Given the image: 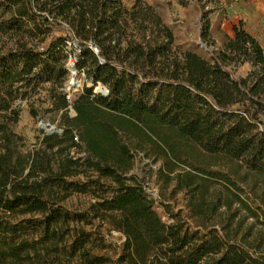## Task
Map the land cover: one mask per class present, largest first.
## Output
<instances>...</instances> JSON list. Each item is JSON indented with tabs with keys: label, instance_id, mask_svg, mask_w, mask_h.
Here are the masks:
<instances>
[{
	"label": "trees",
	"instance_id": "1",
	"mask_svg": "<svg viewBox=\"0 0 264 264\" xmlns=\"http://www.w3.org/2000/svg\"><path fill=\"white\" fill-rule=\"evenodd\" d=\"M178 1L199 10L207 59L176 52L171 30L139 0L131 9L122 0H0V37L16 39L0 51V264H107L85 229L92 220L124 236L116 264H264L250 241L228 237L226 224L221 234L191 230L178 214L163 221L144 185L127 175L133 148L162 160L168 174L197 151L264 178L263 48L242 21L213 48L210 15L225 19L228 3ZM66 41L77 50L71 66L91 83L72 100L62 90ZM44 83L53 109L75 115L23 154L10 129L13 103ZM97 84L107 94L95 93ZM81 174L84 181L68 180ZM73 193L94 202L71 213L60 203ZM205 203L201 187L193 216H203Z\"/></svg>",
	"mask_w": 264,
	"mask_h": 264
},
{
	"label": "rangeland",
	"instance_id": "2",
	"mask_svg": "<svg viewBox=\"0 0 264 264\" xmlns=\"http://www.w3.org/2000/svg\"><path fill=\"white\" fill-rule=\"evenodd\" d=\"M136 1L122 0L127 9H131ZM139 1L152 7L162 23L171 30L174 37L173 48L176 52L189 50L205 59L210 56L207 49L201 48V44L204 43L199 38V10L193 2L181 4L178 0ZM218 1L223 6L228 3L229 7L226 9L225 19L218 11L210 15V39L214 42L213 48L221 45L225 34H231L233 23L242 21L245 28L259 41L264 52V0ZM149 29L156 30L151 25ZM54 34L65 35L63 30H56ZM49 40L50 37L44 44ZM72 45L70 41L65 42L66 65L70 58L77 54ZM15 47V38L0 37V51ZM247 70V65H244L241 73ZM76 75L78 88L73 89L74 92L67 90L72 78L69 72L63 85L62 90L69 100L81 94L84 87L91 86L83 73ZM102 88L106 89L104 86ZM50 91L51 85L44 83L30 98L17 99L13 103L18 119L16 123L10 124V129L19 137L17 145L23 154L38 147L43 136L49 135L39 127L40 123L54 127L57 130L55 133L60 134L66 118L75 115L72 109L66 112L67 116L63 111L54 110ZM132 154L133 168L127 175L144 185L147 195L154 200L156 210L163 221L169 223V215L178 214L191 230H203L202 226H205L208 230L217 229L221 234H223L221 227L226 224L228 237L250 241L256 249L254 255L264 261V178L246 172L222 157L208 156L197 151L191 152L190 155L185 154L183 164L174 167V172L170 174L162 160L150 157L149 152L146 155L142 150L132 148ZM71 155L82 157L84 153L74 149ZM220 176H227L234 186L231 187ZM84 179L85 176L81 174L68 180ZM201 187H204L206 212L199 218L193 216L191 205L198 200ZM93 202L94 199L90 195L73 193L60 205L71 213H77L87 211ZM163 205L166 206L165 209ZM245 205L255 211L256 215L251 216ZM85 229L94 234L93 252L107 258L109 260L107 264H116L124 236L99 220H92Z\"/></svg>",
	"mask_w": 264,
	"mask_h": 264
},
{
	"label": "water",
	"instance_id": "3",
	"mask_svg": "<svg viewBox=\"0 0 264 264\" xmlns=\"http://www.w3.org/2000/svg\"><path fill=\"white\" fill-rule=\"evenodd\" d=\"M201 47L202 48H205V46L203 45V44H201ZM78 58V57H77ZM71 66V64L69 63L68 64V71H69V73H70V70H71V68H69ZM73 67V71H74V73L75 74H77V71H76V68H75V65H73L72 66ZM71 80H70V82L68 83V86L69 87H73L74 86V82H73V80H74V77H73V75L71 74ZM93 89H94V92L95 93H97V94H107V90L105 89V88H102V86L100 85V84H97V85H95V86H93ZM39 127L41 128V129H43L45 132H46V134H52V133H55V132H57V130L54 128V127H52V126H49L48 124H39Z\"/></svg>",
	"mask_w": 264,
	"mask_h": 264
},
{
	"label": "bare ground",
	"instance_id": "4",
	"mask_svg": "<svg viewBox=\"0 0 264 264\" xmlns=\"http://www.w3.org/2000/svg\"><path fill=\"white\" fill-rule=\"evenodd\" d=\"M71 64V63H70ZM74 64H72V66H73ZM69 67V68H71V70H70V74H72L73 75V77H74V80H73V82H77V78H76V74L74 73V69H73V67ZM75 85V84H74ZM74 87V86H73ZM73 87H68V89L67 90H69V91H73ZM74 92V91H73Z\"/></svg>",
	"mask_w": 264,
	"mask_h": 264
},
{
	"label": "crops",
	"instance_id": "5",
	"mask_svg": "<svg viewBox=\"0 0 264 264\" xmlns=\"http://www.w3.org/2000/svg\"><path fill=\"white\" fill-rule=\"evenodd\" d=\"M230 4H231V3H230ZM230 4H229V5H230ZM228 7H229V6H228ZM228 7H227V8H225V9H228ZM233 24H234V23H233ZM231 26H232V25H231ZM226 35H231V34H230V33H228V34H226Z\"/></svg>",
	"mask_w": 264,
	"mask_h": 264
},
{
	"label": "built area",
	"instance_id": "6",
	"mask_svg": "<svg viewBox=\"0 0 264 264\" xmlns=\"http://www.w3.org/2000/svg\"><path fill=\"white\" fill-rule=\"evenodd\" d=\"M69 61H71V59Z\"/></svg>",
	"mask_w": 264,
	"mask_h": 264
}]
</instances>
